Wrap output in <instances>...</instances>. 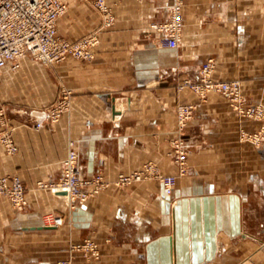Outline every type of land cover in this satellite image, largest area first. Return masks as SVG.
I'll return each mask as SVG.
<instances>
[{"label":"crops","instance_id":"obj_1","mask_svg":"<svg viewBox=\"0 0 264 264\" xmlns=\"http://www.w3.org/2000/svg\"><path fill=\"white\" fill-rule=\"evenodd\" d=\"M64 1L59 35L75 41L97 32L95 58L55 66L25 58L0 73V175H19L27 200L18 209L0 196V264H214L234 248L243 255L237 264H264V145L241 138L263 122L238 116L218 91L201 99L179 88L213 59L216 79L239 80L251 102L264 103V0H185L178 48L159 46L150 26L166 19L173 0H107L109 28L95 0ZM64 90L69 109L36 128L29 111L53 105ZM179 103L195 113L186 131L189 171L172 194L156 179L113 184L71 207L65 192L39 187L60 177L70 141L83 175L114 182L149 160L177 174L169 152ZM8 132L13 154L2 141ZM88 239L99 257L74 249Z\"/></svg>","mask_w":264,"mask_h":264},{"label":"built area","instance_id":"obj_2","mask_svg":"<svg viewBox=\"0 0 264 264\" xmlns=\"http://www.w3.org/2000/svg\"><path fill=\"white\" fill-rule=\"evenodd\" d=\"M185 0H173L166 19L154 21L151 28L159 33L158 44L162 47L178 48L184 31L183 8ZM94 6L102 18V28H109L115 23V14L107 0H95ZM64 0H0V73L10 65L13 70L21 67L25 58L51 65L64 61L72 56L77 59L91 61L95 58V48L100 42L97 32L69 41L59 35L58 20L67 11ZM215 62H205L199 69L198 79H185L180 89L188 88L197 93L201 99L213 91L222 93L234 112L244 119L259 120L263 125L254 132L243 131L241 138L257 146L264 145V105L251 102L243 92L239 80L217 81L213 78ZM70 93L67 90L51 106L33 108L29 114L34 119L35 127L41 128L46 122H57L70 107ZM194 106L179 104L177 106L178 125L182 132L189 127L193 117ZM4 110L0 109V117ZM8 153H16L18 147L11 132L2 138ZM190 150L187 139L180 140L175 162L179 175L188 172L186 156ZM102 173L83 175L79 164V150L75 141H70L69 151L63 162L62 173L54 182H39V187L52 189L57 194L65 192L71 207L88 200L106 189L109 184ZM159 180L166 192L172 194L176 186V177L165 175L156 165L147 162L139 169L129 173H121L116 186H125L134 182ZM91 188V189H90ZM0 196L10 199L12 204L22 209L27 204L26 186L19 175H0ZM74 249L85 251L92 257H99V247L90 239L74 246ZM54 264H73L71 260H63Z\"/></svg>","mask_w":264,"mask_h":264},{"label":"rangeland","instance_id":"obj_3","mask_svg":"<svg viewBox=\"0 0 264 264\" xmlns=\"http://www.w3.org/2000/svg\"><path fill=\"white\" fill-rule=\"evenodd\" d=\"M108 3V2H107ZM184 6H185V4H184ZM95 54H96V48H95ZM86 61V60H85ZM209 61V60H208ZM215 62V61H214ZM204 64V63H203ZM202 64V65H203ZM51 65H53V66H55L56 64H51ZM51 65H45V66H51ZM201 65V66H202ZM200 69V68H199ZM215 70H216V62H215V68H214V71H213V78L215 79V80H217V81H223V80H218V79H216L215 77H214V73H215ZM62 92L63 91H61L60 92V95L58 96V98H57V100L62 96ZM210 94V93H209ZM208 94V95H209ZM222 94V93H221ZM208 95H207V97H208ZM200 97V96H199ZM206 97V98H207ZM201 98V97H200ZM56 100V101H57ZM179 104H190V103H179ZM178 104V105H179ZM263 105H264V103H262ZM177 105V106H178ZM191 105H193V104H191ZM194 106V112H193V116H194V113H195V105H193ZM193 118V117H192ZM192 120V119H191ZM176 121H177V137L171 142V151L169 152V156L171 157V159L173 160V162H174V164L176 165V167L178 168V165H177V163L175 162V159H176V153H177V151L179 150V147H180V140L181 139H186V131H187V128H186V131L185 132H182V130L180 129V127H179V125H178V113H177V107H176ZM254 132V131H253ZM242 135V134H241ZM188 156H189V153H188V155L186 156V163H187V167H188V171H189V165H188ZM147 162H151V163H154V165H156V167L158 168V170L159 171H161L163 174H164V172H163V170H162V168H161V166L159 165V163L157 162V161H154V160H149V161H146L145 163H147ZM145 163H143L142 165H144ZM141 165V166H142ZM140 166V167H141ZM139 169V168H138ZM121 173H127V172H121ZM121 173H119L118 174V176H117V179H118V177H119V175L121 174ZM188 173V172H187ZM186 173V174H187ZM185 174V175H186ZM104 175V174H103ZM166 175V174H165ZM173 176H175L176 177V179H178L179 177H181V176H184V175H179V173H177V174H173ZM103 178H104V180L106 181V183L107 184H109L108 185V187L106 188V189H108V188H110V186L111 185H116L115 183H116V180L114 181V182H111V181H109L106 177H105V175L103 176ZM150 180H154V179H150ZM150 180H147V181H150ZM157 180V179H156ZM142 182V181H141ZM177 182V181H176ZM132 184V183H131ZM131 184H129V185H131ZM129 185H125V186H119V187H127V186H129ZM106 189H104V190H106ZM103 190V191H104ZM25 207V206H24ZM23 209V208H22ZM93 241V240H92ZM98 247H99V245L95 242V241H93ZM257 242V241H256ZM243 242H240V245L242 244ZM245 243H247V242H245ZM258 243V242H257ZM259 244V246L261 247V250L262 251H264V239H262L261 240V242H259L258 243ZM239 246V245H238ZM235 247H237V245L235 246ZM243 248H244V246H243ZM99 250H100V248H99ZM247 251H249V249H248V247H247ZM264 253V252H263ZM100 256V255H99ZM242 257H243V255L241 254V252L239 251V248H234V251L233 250H226L225 252H221L220 254H219V256H218V258L214 261V264H237L238 262H241L242 261ZM97 258V257H96ZM246 263H251V264H255L254 263V261H253V259H250L249 261H247Z\"/></svg>","mask_w":264,"mask_h":264}]
</instances>
